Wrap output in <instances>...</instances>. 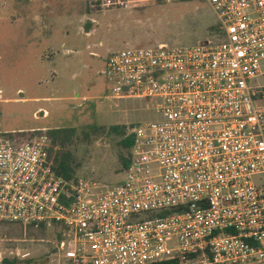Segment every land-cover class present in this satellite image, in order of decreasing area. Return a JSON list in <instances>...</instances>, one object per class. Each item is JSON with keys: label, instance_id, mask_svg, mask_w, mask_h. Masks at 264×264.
I'll return each instance as SVG.
<instances>
[{"label": "built area", "instance_id": "1", "mask_svg": "<svg viewBox=\"0 0 264 264\" xmlns=\"http://www.w3.org/2000/svg\"><path fill=\"white\" fill-rule=\"evenodd\" d=\"M219 41L126 48L113 98L151 102L122 184L54 171L48 136L0 132V224L59 225L57 264H264V0H205Z\"/></svg>", "mask_w": 264, "mask_h": 264}, {"label": "rangeland", "instance_id": "2", "mask_svg": "<svg viewBox=\"0 0 264 264\" xmlns=\"http://www.w3.org/2000/svg\"><path fill=\"white\" fill-rule=\"evenodd\" d=\"M220 37L205 0H0V132L74 129L66 149L75 175L120 185L129 156L123 140L158 116L147 100L110 97L102 74L109 55L161 44L190 48ZM51 152L55 158L59 148ZM61 232L59 225L1 224L0 264H57Z\"/></svg>", "mask_w": 264, "mask_h": 264}, {"label": "trees", "instance_id": "3", "mask_svg": "<svg viewBox=\"0 0 264 264\" xmlns=\"http://www.w3.org/2000/svg\"><path fill=\"white\" fill-rule=\"evenodd\" d=\"M123 127L119 126H112L111 131L116 132V133H122ZM74 129H67V128H51L47 130H36L32 131L29 134L27 132H19L18 134L20 136H26L29 135V139H33L35 135H47L49 140L51 141V144L55 147L59 148V152L54 158V171L56 172L57 175L68 179H78L80 177H77L75 175V168L73 164V154L70 150L66 149V142L71 139L72 133H74ZM133 144V138L132 136L126 135V138L123 140L122 145L129 150L130 154V149ZM123 168L126 169L129 165V156L128 158L123 162ZM43 227V226H42ZM61 239V238H60ZM6 262V260H3V264ZM176 261H164L160 263H155V264H175Z\"/></svg>", "mask_w": 264, "mask_h": 264}, {"label": "crops", "instance_id": "4", "mask_svg": "<svg viewBox=\"0 0 264 264\" xmlns=\"http://www.w3.org/2000/svg\"><path fill=\"white\" fill-rule=\"evenodd\" d=\"M85 98V97H84ZM50 100V98H47V101ZM42 108H39L36 112H38L39 110H41ZM44 117L48 116V111L44 110L43 112ZM57 126L51 127L49 125H46L44 127H39V128H30V129H21L20 131H16V132H32V131H36V130H47V129H51V128H56ZM15 132V131H13ZM1 225V224H0Z\"/></svg>", "mask_w": 264, "mask_h": 264}]
</instances>
